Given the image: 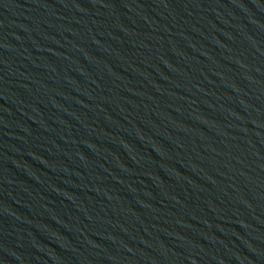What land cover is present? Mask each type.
<instances>
[{
    "label": "water",
    "instance_id": "water-1",
    "mask_svg": "<svg viewBox=\"0 0 264 264\" xmlns=\"http://www.w3.org/2000/svg\"><path fill=\"white\" fill-rule=\"evenodd\" d=\"M0 264H264V0H0Z\"/></svg>",
    "mask_w": 264,
    "mask_h": 264
}]
</instances>
